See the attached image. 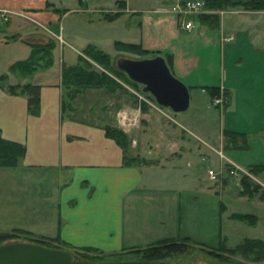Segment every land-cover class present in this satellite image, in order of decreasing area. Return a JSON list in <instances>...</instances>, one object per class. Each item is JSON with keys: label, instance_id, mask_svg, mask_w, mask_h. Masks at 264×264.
Returning a JSON list of instances; mask_svg holds the SVG:
<instances>
[{"label": "crops", "instance_id": "crops-1", "mask_svg": "<svg viewBox=\"0 0 264 264\" xmlns=\"http://www.w3.org/2000/svg\"><path fill=\"white\" fill-rule=\"evenodd\" d=\"M178 1L0 0L9 15L0 25V132L25 145L18 164L0 166L1 229L57 235L69 245L96 247L112 256L205 235L208 218L200 203L208 190L195 166L200 153L185 163L162 153L152 156L156 161L127 163L124 147L108 135L105 125L64 114V67L86 56L89 44L117 50L115 41L125 37L114 36L108 45L109 23L134 17L136 37L124 41L164 55L173 73L190 87L191 104L196 100L202 106V99L211 103L213 96L229 94L228 106L215 108L225 113L223 132H244L246 140L231 145L225 160L243 168L254 164L236 149L251 147L255 139L264 154V9L239 10V16L232 14L236 9H228L231 14H222L218 21L196 14L194 26L183 28ZM113 10L117 17L103 16ZM53 24H58L59 36ZM228 36L234 38L226 40ZM50 38L52 63L30 73L14 68V63L32 56L36 44ZM4 79L39 85V111L32 113L28 94L10 91ZM214 86L219 92L211 95ZM140 94L142 99L145 94ZM127 110L131 123H116L125 131L141 126V116L148 125L153 121L151 103ZM140 138L145 139L141 132ZM157 139L154 136L155 144H160ZM157 150L162 152H150ZM218 216L210 223L221 239Z\"/></svg>", "mask_w": 264, "mask_h": 264}, {"label": "rangeland", "instance_id": "rangeland-1", "mask_svg": "<svg viewBox=\"0 0 264 264\" xmlns=\"http://www.w3.org/2000/svg\"><path fill=\"white\" fill-rule=\"evenodd\" d=\"M92 5L95 4L93 3ZM228 9H236L232 14L239 16V12L246 8L242 4H234L223 8L212 9L206 7L204 4V8L200 14L206 12L218 13L219 19H221L222 14L227 17L231 14ZM246 10H253L254 12V10L260 9ZM115 12V10L110 12L106 11L103 16ZM253 14L256 15V13ZM136 21V18L126 16L120 18L115 23H109L108 30L105 31V34L110 36L107 44H111V38L114 36H124V40H134L133 38L136 37V31H138L137 27H135ZM4 23L0 25H3ZM58 28V24H56V26L53 24L52 29L57 30L59 36ZM45 31L49 32L50 29H46ZM50 41L54 40L50 38L46 43ZM108 49L110 48L108 47ZM109 53L112 55L111 63L117 69L119 68L116 65V59L120 55L132 57L142 56L135 51L124 49L112 50V52ZM82 58L89 61L92 64V67L97 70H103L105 68L104 62L94 59L87 53L86 56H82ZM109 73L119 85L116 83L117 86L114 85L109 87L106 83L99 86L94 83L95 85L91 86L82 85L80 86L81 89L76 91L74 89L77 85L72 89L64 84L65 116L89 120L105 126H118L116 123L118 120L120 121L122 112L126 113V111H128L127 109L140 105V102L142 105L145 103H147V105L151 103L153 104V110L151 113L153 121L150 125H148L146 120L143 121V116H141V126L134 125L135 128L132 126L131 129L127 127L126 129L128 132L122 128L128 135L125 144L129 162L137 163L136 160L131 159L133 156H136V153H140L139 157L141 161L139 164L156 161L152 156L160 153L164 156L169 155L173 158H179V161H184V163L189 158L193 160L192 155H195V157H197L198 153L201 155L199 158H196L195 166L198 170L197 175H199L202 182H205L208 190L205 196L204 194L201 195L200 203L202 210L205 209V215L208 218L207 232L204 236L202 235L200 239H179L180 242L178 243L183 247L182 251L170 252L163 257L156 259V261L166 264H264V258L257 259L253 255L244 252L230 253L228 250H220L221 252L217 253L209 250V248L218 247L220 243V237L215 236L216 234L212 233V223H210V221H212L211 219L216 214H219L218 219L216 220L221 224L222 234L227 236L228 245H235L245 237H261L264 239V201L258 195L248 196L241 192L243 189L242 179L244 174L249 175L250 182L252 181L255 186L261 185V187H264V171L256 173L253 172L251 167H247L244 168L246 171L244 170L238 175H231L228 173V169L231 165L229 162H226L225 154H231L232 149L229 147L243 142V139L239 136L235 138L231 137L223 132L224 130L221 121H224L225 113L220 112V109L218 108L215 109L216 107H213V105L206 101L205 98L204 100H201L203 104L202 106H198L196 100H194L186 111L175 114L170 108L158 104L151 93L143 92L142 85L139 82H137V85L134 84L125 71L121 73L112 70L109 71ZM2 84H7L6 88L8 89L14 88L19 91L24 90L22 84L19 87H10L11 83L5 79L2 80ZM140 93H144L147 97L141 99ZM140 132L141 135H145V139L142 140L140 138ZM163 134L172 135L175 139L171 140L168 137L164 138ZM154 136L157 138L159 137L157 141L160 144H155L156 140H154ZM251 142V147L249 148L236 149L239 156L255 163L264 162V154H262L257 141L253 139ZM158 148L162 149V152L160 150L150 152L152 149ZM210 168L215 169L216 172L218 171L217 178L211 177L209 174ZM219 197L225 203L226 208L223 211H221L222 206ZM187 207L188 205L185 207L186 210ZM234 211L256 213L258 215L256 225H250L244 221L230 218V213ZM0 232H5L9 235L8 238L2 240V244L12 241H32L36 243L43 241L45 244L53 246L60 245L63 249L70 250L74 253L77 260H99V258L96 257V255L99 254L97 251L69 245L62 241L57 235L48 236L35 234L28 232L27 230L15 228H0ZM34 239L38 240L34 241ZM168 243L169 241H163L157 243V245H160L164 251H167L169 249L166 248L165 245ZM143 253L142 250H131L122 253L121 258L143 259ZM86 254H88L89 257H85L84 255ZM107 255L109 256V254ZM117 258L118 257L116 256L108 257V259Z\"/></svg>", "mask_w": 264, "mask_h": 264}, {"label": "trees", "instance_id": "trees-1", "mask_svg": "<svg viewBox=\"0 0 264 264\" xmlns=\"http://www.w3.org/2000/svg\"><path fill=\"white\" fill-rule=\"evenodd\" d=\"M234 4H242L245 6L246 9H264V0H205V5L208 8L217 9V8H223L225 6L234 5ZM119 14V13H118ZM117 13L112 14H106L107 18L113 19L118 16ZM200 18L203 20L208 21H218L219 20V14L218 13H203L198 14ZM116 48L118 50H129V51H135L138 54L142 56H148L155 54L156 52H151L149 49L142 46V44L133 42V41H124L121 39H117L115 41ZM53 48H54V41H50L48 43L44 44H36L34 47V50L32 52V56L29 59L17 61L14 63V68L16 69H24V72L30 73L34 69L40 67V65L45 66L49 63H52L53 61ZM85 52L92 56L94 59L98 61H102L105 63V68L103 70H97L92 67V64L89 61L84 60L82 57L79 62L73 65L65 66L63 69V83L65 86H69L70 88H74V90L79 91L81 89L80 86H91L97 84V86L101 84H107L109 87L114 86L118 84L116 80L110 75L109 71H117L123 73L121 69L115 68V66L111 63L112 55L101 48H99L97 45L89 44L85 48ZM84 62V63H83ZM94 81V82H93ZM131 81L137 85V82L132 80ZM117 83V84H116ZM119 85V84H118ZM19 87L21 84L15 83L10 84V87ZM24 90H21L20 92L26 93L29 96V109L32 113H37L40 108V93H39V85H35L33 83H26L23 84ZM12 92H19V90H16L14 88H9ZM75 91V92H76ZM211 95H214L219 92V88L214 86L210 89ZM147 103L144 104V107L147 108ZM65 107V104H64ZM106 131L108 135L114 137L125 149V159L127 163L129 162V158L126 154V144L127 141V134L126 132L119 126H111L106 125L105 126ZM225 133L230 135L231 137H237L242 136L243 140H246L245 133L244 132H238L233 129H225ZM25 153V145L19 141L11 140L8 138H5L2 136L0 132V166H13L18 164L20 159ZM131 159L136 160L138 163L141 161L140 157L133 156ZM253 172H260L264 171V162L262 163H255L252 165H249ZM242 179V194L248 195V196H254L258 195L263 201H264V187H261V185L255 186L252 181L250 182L249 175L244 174ZM225 203L222 202L221 211L225 209ZM230 218L235 220H241L244 221L250 225H256L258 220V215L256 213L252 212H240V211H234L230 213ZM18 229V228H15ZM20 229V228H19ZM25 230V229H20ZM28 231V230H27ZM30 232V231H28ZM8 234L5 232H0V245L2 244V240L5 238H8ZM39 238V237H38ZM38 240V239H37ZM34 239V241H37ZM181 240V239H180ZM179 239H171L166 240L169 241L168 244L165 245L166 248L169 250L164 251L160 245L154 244L150 245L146 248H137V249H131L133 250H142L144 253L143 259H149V260H156L164 255L170 253V252H178L182 251L183 247L180 246ZM184 240V239H183ZM186 240V239H185ZM41 244H44L46 246L54 247V248H61L60 245L53 246L50 244H45L43 241H39ZM171 246V247H168ZM84 249L88 250H95L99 254L96 255V257L99 258V260L108 259V257H111L112 255H107L103 251H100V249L92 246H84L82 247ZM211 251L215 252H221L220 250H228L230 253H236V252H244L246 254H251L255 258H264V239L261 237H245L240 242L236 243L235 245H228L227 244V236L222 235V238L220 239V243L218 247L215 248H209ZM117 254L115 255L118 257L117 259H123L121 258L122 253H113ZM85 257H89L88 254L84 255ZM82 260H90V259H82Z\"/></svg>", "mask_w": 264, "mask_h": 264}, {"label": "water", "instance_id": "water-1", "mask_svg": "<svg viewBox=\"0 0 264 264\" xmlns=\"http://www.w3.org/2000/svg\"><path fill=\"white\" fill-rule=\"evenodd\" d=\"M119 69L142 85L156 101L175 114L186 111L191 104L190 87L170 68L162 54L132 57L120 55ZM0 264H166L149 259L77 260L70 250L54 248L32 241H12L0 245Z\"/></svg>", "mask_w": 264, "mask_h": 264}, {"label": "built area", "instance_id": "built-area-1", "mask_svg": "<svg viewBox=\"0 0 264 264\" xmlns=\"http://www.w3.org/2000/svg\"><path fill=\"white\" fill-rule=\"evenodd\" d=\"M205 1L204 0H180V4L178 5V22L183 28H192L194 26V21L192 19L193 15L199 14L204 8ZM183 16V17H182ZM9 19L8 11L6 9L0 8V24L4 23ZM234 36L226 37V40H232ZM143 98H146L143 96ZM230 102V96L226 91L221 92L219 95H215L211 98V104L213 107H226ZM132 121L131 116L122 112L121 122L122 124H130ZM245 169L241 166L232 164L228 169V173L231 175H238ZM246 171V170H245ZM209 174L213 178L218 177V171L210 168Z\"/></svg>", "mask_w": 264, "mask_h": 264}]
</instances>
